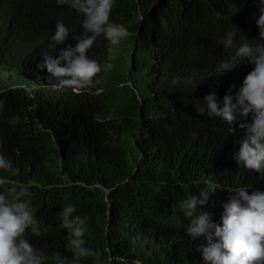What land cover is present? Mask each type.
Instances as JSON below:
<instances>
[{"label":"trees","instance_id":"obj_1","mask_svg":"<svg viewBox=\"0 0 264 264\" xmlns=\"http://www.w3.org/2000/svg\"><path fill=\"white\" fill-rule=\"evenodd\" d=\"M15 5L22 32L10 51ZM258 14L257 0H114L110 22L127 34L116 45L95 38L87 55L101 71L74 90L38 64L75 47L84 18L57 0H0V154L12 164L0 177L30 185L40 232L30 240L45 264L56 252L72 264L58 218L67 204L88 217L84 239L103 253L101 264H205L181 202L213 180L220 188L206 210L218 222L229 189L264 192V175L235 159L243 133L208 116L204 101L214 91L222 107L253 70L251 58H236L217 73L245 39L264 48ZM57 21L69 29L62 44L52 39Z\"/></svg>","mask_w":264,"mask_h":264},{"label":"clouds","instance_id":"obj_2","mask_svg":"<svg viewBox=\"0 0 264 264\" xmlns=\"http://www.w3.org/2000/svg\"><path fill=\"white\" fill-rule=\"evenodd\" d=\"M257 2L259 14L256 24L260 38L264 39V0ZM57 3L69 6L74 12L76 10L78 17L84 18L82 26L85 35L77 39L75 47L61 49L58 56L45 53L38 68L46 69L62 86L75 90L92 84V78L101 71L100 65L87 55L95 38L99 36L101 41L116 45L127 31L110 22L114 0H57ZM9 29L11 51V45H17L21 38L20 5H15L9 12ZM68 35V27L63 21H57L52 39L62 44ZM221 44L226 51L231 50L234 46L233 34L228 33ZM236 58H251L253 70L244 77L242 86L235 92V85L229 88V94L223 97L222 107L214 91L207 94L204 98L207 115L226 121L231 126L229 131L232 135L243 133L235 159L248 170L264 175V48L253 49L245 39L230 61L220 62L217 73L233 69L237 64L233 63ZM198 111L205 113L203 107ZM17 121L18 118L12 122ZM11 168V162L0 154V169ZM203 185L199 194L183 200L180 208L183 215L191 220L187 236L193 241H200L198 250L202 252L205 264H264V192L248 191L246 187L229 189V199L223 203L222 216L214 222V213L207 211L206 207L220 186L211 179H205ZM31 196L30 185L0 177V264H45V257L30 240L40 234L28 199ZM75 213L76 208L72 204H67L58 212L60 228L68 230L72 264H79L84 257H92L94 264H101L103 253L88 247L84 239L88 217ZM50 259L54 260V264H68L67 258L60 252L54 253Z\"/></svg>","mask_w":264,"mask_h":264}]
</instances>
